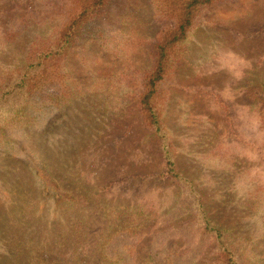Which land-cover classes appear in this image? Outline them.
I'll use <instances>...</instances> for the list:
<instances>
[{"label":"rangeland","instance_id":"rangeland-1","mask_svg":"<svg viewBox=\"0 0 264 264\" xmlns=\"http://www.w3.org/2000/svg\"><path fill=\"white\" fill-rule=\"evenodd\" d=\"M66 4L0 0V84L35 36L64 21ZM168 26L153 0H107L57 56L60 83L22 113L2 107L0 264H27L31 249L37 262L103 264L105 241L107 264H168L167 254L171 264H223L189 227L192 190L237 248L264 264V0L203 10L157 85L156 134L140 99ZM251 195L258 208L247 205Z\"/></svg>","mask_w":264,"mask_h":264},{"label":"trees","instance_id":"trees-1","mask_svg":"<svg viewBox=\"0 0 264 264\" xmlns=\"http://www.w3.org/2000/svg\"><path fill=\"white\" fill-rule=\"evenodd\" d=\"M64 1V21L55 27L49 26V30L35 36L31 42L25 63L18 68L13 76L3 79L0 86V116L1 109L4 106L11 107L17 105L14 114L22 113L27 103L39 90L50 88L60 83L59 77L55 74V60L57 56L65 51L73 42L77 32L87 23H89L106 4L107 0H59ZM224 0H153L161 16L170 22V26L164 28L159 33L158 41L155 47L154 61L155 66L145 83L143 94H141L140 106L144 123L152 128L157 134H161V113L162 105H158L157 85L167 74L169 65L182 58L181 50L190 31L199 23L203 10L211 5L218 4ZM62 7V8H63ZM72 9L66 12L69 8ZM66 12V13H65ZM63 15V13H62ZM40 92V91H39ZM158 102V103H157ZM264 109L259 113L263 117ZM262 120L259 122L261 123ZM262 128H264V123ZM1 135V128H0ZM164 138V137H163ZM162 139V138H161ZM165 139V138H164ZM164 143V142H163ZM165 152V151H164ZM165 155V164L167 172L172 178H179L174 170V162L171 154L167 151ZM193 195L187 197V201L196 202L197 208L194 209L195 215L190 211L189 227L196 225L199 231H202L205 238L212 243V251L216 253L218 259L223 264H254L251 256L241 252L237 248L238 243L226 229L220 227L208 216L200 205L195 191ZM260 195L248 196L247 205L257 206ZM260 204L257 206V208ZM193 207V206H192ZM194 208V207H193ZM264 212V208H263ZM193 215H192V214ZM105 238V237H104ZM103 240H106V238ZM106 247V241L97 249H102L101 258L103 264L107 254L103 248ZM30 256L27 264H62L58 258L49 259L48 256L42 257L39 262L33 256V250H30ZM52 252H50L51 254ZM163 253L160 252V255ZM247 258H242L241 255ZM169 255H165L164 262L171 264ZM64 264V263H63Z\"/></svg>","mask_w":264,"mask_h":264}]
</instances>
